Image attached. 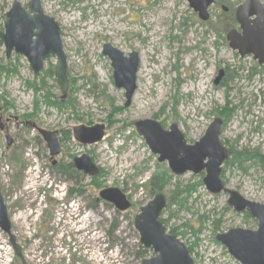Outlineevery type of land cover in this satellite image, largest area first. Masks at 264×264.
Masks as SVG:
<instances>
[{"label":"rangeland","instance_id":"obj_1","mask_svg":"<svg viewBox=\"0 0 264 264\" xmlns=\"http://www.w3.org/2000/svg\"><path fill=\"white\" fill-rule=\"evenodd\" d=\"M13 1L0 0V32H4L5 15ZM16 1L26 7L31 0ZM39 1L44 14L60 27L68 61L69 95H73L77 109L75 113L58 111L44 102L43 94L28 86L40 83L44 73L55 67V58L45 63L36 78L24 57L13 53L6 58L0 41V67L8 69L0 73V188L26 264H141L137 253L142 246L134 218L154 198L142 185L156 174H173L167 164L158 163V157L136 133L134 124L140 121L156 120L167 131L176 124L193 145L214 119H222L220 139L225 148L247 153L250 158L245 161L242 157L243 166L224 165L222 180L244 199L264 205V163L253 157L258 154L264 158L263 71L253 75L251 70L258 68L257 63L241 59L222 42L218 36L226 35L221 30L224 27L217 26L215 18L200 25L188 0H108L113 2L109 10L104 4L100 6L103 0ZM239 1L244 0H234L233 4ZM74 9L81 13H70ZM104 11L107 17L101 20ZM105 43L125 55H140L137 91L129 107L125 106V91L114 85L110 61L103 55ZM220 70L235 78L215 86ZM44 79L47 90L60 100L62 93L54 77ZM26 116L32 117L29 124L24 123ZM96 125L106 129L100 143L83 146L73 138L74 128ZM38 129L57 131L63 139V133L70 132V146L64 140L63 158L70 154L71 163L88 155L106 174L99 180L100 190H121L132 208L118 215L112 205L99 203L91 210L100 190L90 186L91 179L85 177L81 190L70 183L77 194L70 198L67 216L66 205L54 199V188L47 187L48 181L54 185L61 181L47 166L49 152L37 140ZM7 136L14 140L10 149ZM204 176L173 175L169 187L162 190L168 200L176 185L185 190L202 184L183 209L167 207L162 220H169L167 231L175 230L177 238L191 249L194 264H239L216 236L237 228L255 231L257 222L234 213L228 207V196L207 192ZM40 194L45 200H55L52 207L47 205L44 210V202L33 203ZM63 194L60 192L58 198ZM34 207L37 217H31ZM59 234L64 235V242ZM57 244H70V262L68 255L57 253ZM152 256L150 252L147 259ZM0 264H22L1 229Z\"/></svg>","mask_w":264,"mask_h":264},{"label":"water","instance_id":"obj_2","mask_svg":"<svg viewBox=\"0 0 264 264\" xmlns=\"http://www.w3.org/2000/svg\"><path fill=\"white\" fill-rule=\"evenodd\" d=\"M190 8L206 22L209 18L208 9L213 0H188ZM250 6L257 11L255 27H250L246 8ZM29 11L14 0L12 9L6 14L4 33L0 40L6 50V57L12 52L23 55L34 76H39L44 63L51 58L56 59L55 79L62 93V100L68 96V61L64 52L61 31L58 23L44 14L39 0H31ZM237 20L244 32L240 36L236 32L229 34L228 40L233 51H239L241 58L252 56L259 65L264 64V10L259 0H246L245 6L237 13ZM251 31V34L247 32ZM251 47V48H250ZM103 54L111 62L114 85L125 91L126 107L132 103L137 91V74L139 71V55L132 53L128 57L109 44L104 45ZM224 71L218 73L214 85L219 86L224 78ZM223 120L216 118L210 124L202 139L193 145L188 144L185 136L176 124L165 130L156 120H145L134 124L136 133L144 140L152 155L158 157L159 164H167L174 176H184L188 173L199 176L205 173L203 185L207 192L217 196H228V207L236 214H248L257 222V230L232 229L227 233L218 234L216 241L239 264H264V205L250 202L239 193L230 190L222 181V168L228 161V151L221 142ZM104 125L94 127L79 126L73 130L75 140L83 146L100 143L105 134ZM48 149L53 157L60 155L61 146L52 134H43ZM7 145H12V139L7 136ZM76 171L88 178L99 175L98 167L88 155H82L73 160ZM1 168V161H0ZM99 198L112 205L118 212H128L132 204L119 189H106L99 193ZM168 200L162 193L157 194L134 218V228L140 237L141 246L153 253L141 264H194L187 246L176 236L170 234L161 221L162 213L167 209ZM0 229L10 240L16 257L22 258L20 246L12 234L5 201L0 188ZM24 264V262H23Z\"/></svg>","mask_w":264,"mask_h":264},{"label":"flooded vegetation","instance_id":"obj_3","mask_svg":"<svg viewBox=\"0 0 264 264\" xmlns=\"http://www.w3.org/2000/svg\"><path fill=\"white\" fill-rule=\"evenodd\" d=\"M14 2V1H13ZM233 2H234V0H213V4L209 7V9H208V16H209V18H208V20L206 21V22H204V21H202L201 19H200V17H199V15L198 14H196L195 12V14L197 15V17H198V19L200 20V22L202 23H200V25H204L205 23H210V20H212L213 18H215L216 19V21H215V23H216V25L218 26V25H220V26H222V27H224L223 29H221V30H223V31H225L224 33L226 34V35H223L222 37H221V35H219L218 36V34H217V36L218 37H220V38H222V42L224 41V43L225 44H227L228 45V47L232 50V48L230 47V42H229V40H228V36H229V34H231V33H233V32H236L237 34H239L240 36H243L244 35V32H243V30L241 29V26H240V23L238 22V20H237V13H238V10L241 8V7H243V6H245V4H246V0H244V1H242V2H240L239 1V3H237L236 5H234L233 4ZM259 3H260V5H261V7H262V9L264 10V0H259ZM102 4H104L106 7H105V9L106 10H109L111 7H112V4H113V2H110V1H106V0H103L102 1V3L100 4V6L102 7ZM28 5H29V3H28ZM28 5L26 6V7H24V6H22L21 5V7H23V8H26L27 9V11H29V8H28ZM12 6H13V4H12ZM100 7V8H101ZM11 9H12V7H11ZM10 9V10H11ZM9 10V11H10ZM102 10V9H101ZM79 12V13H81V11L80 10H78V9H74V11H71L70 10V13H75V12ZM244 13H246V16L248 17V22H249V24H250V27H255L256 26V21H257V11H256V9H254L253 7H250V6H248L247 8H246V11L244 12ZM5 17H6V15H5ZM107 16H106V12L104 11L103 12V15H102V17H100V19L101 20H104L105 18H106ZM7 20V19H6ZM5 31V30H4ZM0 33H4V32H0ZM247 34H251V31H249V32H247ZM217 37V38H218ZM1 41V40H0ZM2 42V41H1ZM3 43V42H2ZM106 44H109V43H105L104 45H106ZM4 45V44H3ZM109 45H111V44H109ZM112 46V45H111ZM5 47V46H4ZM113 47V46H112ZM115 48V47H114ZM251 48V47H250ZM115 49H117V48H115ZM103 50H104V46H103ZM117 50H119V49H117ZM120 51V50H119ZM233 51V50H232ZM5 52H6V50H5ZM122 52V51H121ZM233 52H235L240 58H241V56L239 55V51L237 52V51H233ZM15 54V55H19V54H17L16 52H15V50L12 52V54ZM123 54H124V52H122ZM132 53H134V52H132ZM132 53H130V54H132ZM135 53H137V52H135ZM12 54H11V56H12ZM129 54V55H130ZM138 54V53H137ZM104 55V54H103ZM129 55H125L124 54V57H128ZM139 55V54H138ZM10 56V57H11ZM19 56H22V57H24L23 55H19ZM105 57V56H104ZM7 58V57H6ZM25 58V57H24ZM107 58V57H106ZM139 58H140V55H139ZM246 58H251L253 61H254V59H253V57L252 56H248V57H245V58H241V59H246ZM7 59H9V58H7ZM26 59V58H25ZM108 59V58H107ZM27 60V59H26ZM109 60V59H108ZM110 61V60H109ZM28 62V61H27ZM47 62V61H46ZM45 62V63H46ZM255 63H257V66H258V68L256 69V72H257V74L256 75H261V73L260 72H262L263 71V75H264V64L263 65H259L258 64V62H256V61H254ZM45 63H44V65H45ZM110 65H111V62H110ZM30 66V65H29ZM139 66H140V61H139ZM112 68V67H111ZM31 69V68H30ZM44 69V68H43ZM113 70V69H112ZM54 71H55V67H54ZM220 71H224V78H223V80H222V82L224 81V80H227V81H230L231 79V77L229 76V75H227L228 73H227V71L226 70H220ZM219 71V72H220ZM42 72H43V70L41 71V73H40V75L42 74ZM139 72V71H138ZM33 73V72H32ZM34 75V74H33ZM40 75L39 76H34V77H36V78H39L40 77ZM137 76H138V74H137ZM54 79H55V72H54ZM68 79H69V77H68ZM56 80V79H55ZM221 82V83H222ZM56 83H57V81H56ZM58 86V85H57ZM69 87H70V82H69ZM59 88V87H58ZM37 94H41V93H37ZM69 97H70V95H69V90H68V96H67V98L65 99V100H62V94H61V97H60V101L62 102V103H65L68 99H69ZM133 101V100H132ZM132 104V103H131ZM69 113H70V109H69ZM25 118V121H24V123L25 124H29L28 122L29 121H31L32 119H29V118H27V116L26 117H24ZM158 122V121H157ZM161 125V124H160ZM162 126V125H161ZM163 127V126H162ZM75 129V128H74ZM73 129V130H74ZM70 131V130H69ZM105 131H106V129H105ZM52 134V135H54L57 139H58V142H59V144H60V146H61V153H60V155H58V156H55V157H53L52 155H51V153H50V150L48 149V144H47V142H46V140H45V138H44V135L43 134ZM64 134V139H63V135H61L59 132H51V131H44V130H41V129H38V135H39V137L37 138V140L38 141H40L45 147H46V149L48 150V152H49V157L46 159L47 160V166H48V168L50 169V171H51V173L53 174V176H55V177H58V178H60V181L61 182H59L60 183V185H54L52 182H50V181H48L47 182V187H48V189L49 190H52V188H54L53 190H52V193H55V196H54V199H57V200H59V201H61L62 203H63V205H66V207L68 208V209H66L65 211L67 212V216H68V214H70V198L74 195V194H77V191H72V189H70V154H68L66 157H64L63 158V155H64V150H63V148H64V140H66L67 142H68V146H70V132L69 133H66V132H64L63 133ZM73 138H74V134H73ZM6 139H7V137H6ZM11 139H12V137H11ZM13 143H14V140L12 139V145H13ZM12 145L10 146V147H8V145H7V148L8 149H10L11 147H12ZM70 150V147H69V149H68V151ZM72 165H73V160H72ZM73 167H74V165H73ZM74 169H75V167H74ZM99 169V175L97 176V177H94V178H89V179H91L90 180V183H92L93 182V180H96V179H99V180H102V178H101V176L103 175V170H101L100 168H98ZM0 170H1V168H0ZM76 170V169H75ZM80 173V172H79ZM81 175H83L84 177H86V178H88L87 176H85L83 173H80ZM104 179V178H103ZM85 180V179H84ZM86 181V180H85ZM73 183V182H72ZM89 183V184H90ZM82 184H85L84 183V181L82 182ZM63 185V186H62ZM46 187V186H45ZM75 187V186H74ZM79 188V187H78ZM70 191H72V195H70ZM101 191V190H100ZM60 192H62V193H64L65 192V194H63V195H61L59 198H58V195H59V193ZM50 197H52V196H50ZM4 198V197H3ZM43 198L44 197H42L41 196V194L40 195H38L37 196V199L35 198V200L33 201V203H35V205L36 204H38L39 203V205H42V202H44V204L42 205L43 206V208H44V210L48 207V206H51L52 207V205H53V203L55 202V200H51V199H48V200H45V198H44V200H43ZM39 200H41V202L39 201ZM99 203H104L105 205H108V203H106V202H104L103 200H101L100 198H99V195H98V197L96 198V200H95V202H93L92 203V205H91V210H95L96 208H97V206H98V204ZM48 205V206H47ZM110 205V204H109ZM132 208V207H131ZM6 209H7V207H6ZM117 211V210H116ZM7 212H8V209H7ZM117 213H119V214H121L120 212H118L117 211ZM126 213V212H125ZM37 215H39V213H38V211H37V209H36V207H34V211L33 210H31V217H37ZM45 215H46V217H49L50 215H49V212L48 211H46V213H45ZM8 217H9V212H8ZM162 219V218H161ZM9 220H10V218H9ZM10 223H11V228H12V234L14 235V233H13V225H12V222L10 221ZM68 224H69V229H70V220H69V222H68ZM60 235V234H59ZM15 236V235H14ZM8 237V236H7ZM15 238H16V236H15ZM60 238L62 239V241L64 240V235L63 234H61L60 235ZM9 239V238H8ZM16 241H17V244H18V240H17V238H16ZM52 241H53V239H52ZM55 242V241H54ZM64 242V241H63ZM9 243H10V240H9ZM59 243V242H58ZM19 246H20V244H18ZM55 245H56V243H55ZM57 248H56V251H57V253L58 254H62L63 256H67L68 255V257H69V262H70V244H67L66 246L67 247H64V244H62V245H60L59 246V244H57ZM60 247V248H59ZM20 249H21V253H22V258H19L20 260H21V262H22V264H23V262H24V264H26L25 263V261H24V257H23V248L20 246ZM145 250V249H144ZM148 251V250H147Z\"/></svg>","mask_w":264,"mask_h":264},{"label":"trees","instance_id":"obj_4","mask_svg":"<svg viewBox=\"0 0 264 264\" xmlns=\"http://www.w3.org/2000/svg\"><path fill=\"white\" fill-rule=\"evenodd\" d=\"M256 69L257 68H254L251 70V73L253 75L257 74ZM6 70H8V69L0 67V73L4 72ZM43 77L44 78L50 77L53 79L54 68H51L48 71H46L44 73ZM233 77H231L230 79L233 80L235 78V77L234 78ZM44 78L41 79V81L38 85H36V83H34V84H29L28 86L31 89H33L36 93L43 94L41 98L44 100V102L47 105L56 108L58 111L70 109V113H75V111L77 109V103H76L75 99L73 98V95H70V98L65 103H62L60 100H58L57 97L51 95V93L47 90V88H46L47 83L45 82ZM51 101H54V102L52 103ZM36 103H38V101H36ZM27 118L31 119L32 117L29 116ZM228 154H229V160L225 164L226 168H230L234 165L243 166V163H244L242 161L243 156H244L245 161L250 160V158H247L248 154L244 153V152L236 153V152H232L231 150H229ZM253 157L259 158L260 159L259 161L261 163H264V158L260 157L258 154H255ZM102 172H103V175L101 176V178L103 179L106 174L104 171H102ZM224 176H225V174H223V177ZM84 178L85 177L83 175H81L78 171H76L74 169L72 163H70V182L71 183L73 182L75 187H80V190H81L82 189L81 184L84 181ZM172 178H173V175H171L168 171H165V173H163V174H156L154 177H152L150 179L149 182L143 184L142 186L144 187V189L147 190L149 196H156L157 194L162 193V190L164 188L169 187L170 181L172 180ZM201 184H202V182H200L199 184H196V185H189L187 187V189H185V190H181V188L178 185L174 186V189L169 193L168 207L171 208L173 205H177V206H179L180 209H183L186 202L193 196V193H195V188L197 186H201ZM90 186H94L95 188L100 190L101 184H99V179L93 180V182L90 183ZM72 191H74V189H72ZM72 191H70V195L73 194ZM117 214L120 215L119 213H117ZM245 217L249 218V216L247 214L245 215ZM161 221L164 224V226L167 227L169 220L166 221V220L161 219ZM115 226H114V228H115ZM215 231H218V229H216ZM169 233L174 235V236L177 235V232L175 230H171ZM111 235L112 234H109L110 238H111ZM176 237H178V235ZM189 251L191 252V249H189ZM150 252L151 251L144 250L141 247V250L137 253V257L140 260H144L148 257V254H150Z\"/></svg>","mask_w":264,"mask_h":264}]
</instances>
